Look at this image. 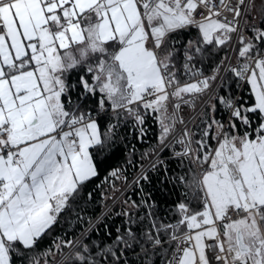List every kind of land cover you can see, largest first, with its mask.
Returning <instances> with one entry per match:
<instances>
[{
    "label": "snow or ice",
    "instance_id": "1",
    "mask_svg": "<svg viewBox=\"0 0 264 264\" xmlns=\"http://www.w3.org/2000/svg\"><path fill=\"white\" fill-rule=\"evenodd\" d=\"M0 264H264V0H0Z\"/></svg>",
    "mask_w": 264,
    "mask_h": 264
},
{
    "label": "trees",
    "instance_id": "2",
    "mask_svg": "<svg viewBox=\"0 0 264 264\" xmlns=\"http://www.w3.org/2000/svg\"><path fill=\"white\" fill-rule=\"evenodd\" d=\"M147 123H148V132H147V134L144 137V142L141 143L139 141H134V143L136 144L137 149H139L140 151H143L144 149L148 148L151 144L155 143V133L157 131V126L153 122L152 119H149ZM122 151L123 150L121 149V152L119 154H122ZM168 155H169V153L167 151H165L164 156L167 157ZM135 163L137 165L140 163L139 157H136ZM125 167H126V172H127V175H128V179L130 180L133 177V175L135 174V171H134L132 165H126ZM150 175L153 176V184L155 185L156 184L155 174L150 173ZM127 195L128 196H132L133 198H135V196L133 195L131 190L127 191ZM157 197H159V192L158 191H154V198H157ZM123 198L124 197L122 196L121 199H123ZM160 203H161V205H163V199L160 200ZM102 210L103 209L101 207H99V206H97L96 209H95L96 212H100ZM116 210L117 211L119 210V203L116 204ZM160 214L163 215L164 214L163 211H161Z\"/></svg>",
    "mask_w": 264,
    "mask_h": 264
},
{
    "label": "built area",
    "instance_id": "3",
    "mask_svg": "<svg viewBox=\"0 0 264 264\" xmlns=\"http://www.w3.org/2000/svg\"><path fill=\"white\" fill-rule=\"evenodd\" d=\"M185 111H187V110H185ZM144 163H145V165H147V161H145ZM134 175H135V174H134ZM134 175H133V176H134ZM131 179H132V178H131ZM131 179H130V181H131ZM125 191H126L125 187L122 186V187L120 188V191L116 192L115 195H116L117 197H120V199H121V197L123 196L122 194H123ZM109 203L111 204V201H110ZM209 243H211V242L209 241Z\"/></svg>",
    "mask_w": 264,
    "mask_h": 264
}]
</instances>
